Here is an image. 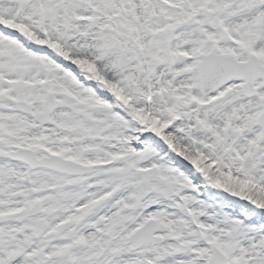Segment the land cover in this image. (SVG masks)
Listing matches in <instances>:
<instances>
[{
  "label": "snow or ice",
  "instance_id": "snow-or-ice-1",
  "mask_svg": "<svg viewBox=\"0 0 264 264\" xmlns=\"http://www.w3.org/2000/svg\"><path fill=\"white\" fill-rule=\"evenodd\" d=\"M0 264H264V0H0Z\"/></svg>",
  "mask_w": 264,
  "mask_h": 264
}]
</instances>
